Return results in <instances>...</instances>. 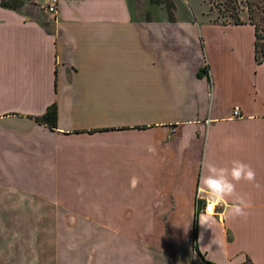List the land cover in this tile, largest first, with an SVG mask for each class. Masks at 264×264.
<instances>
[{
  "label": "crops",
  "instance_id": "0c3cea01",
  "mask_svg": "<svg viewBox=\"0 0 264 264\" xmlns=\"http://www.w3.org/2000/svg\"><path fill=\"white\" fill-rule=\"evenodd\" d=\"M22 1L0 6V264H190L195 218L203 259L264 264L254 27L147 18L137 0ZM233 161L254 180L201 224V176ZM236 197L246 217L227 215Z\"/></svg>",
  "mask_w": 264,
  "mask_h": 264
},
{
  "label": "rangeland",
  "instance_id": "374dc122",
  "mask_svg": "<svg viewBox=\"0 0 264 264\" xmlns=\"http://www.w3.org/2000/svg\"><path fill=\"white\" fill-rule=\"evenodd\" d=\"M154 1V0H153ZM174 4L175 13L182 16H190L197 23L211 20L215 23L233 22L234 16L239 20L249 21V13L254 16L255 21L264 20V0H171ZM155 4V5H154ZM136 7L143 12L147 18L163 17L169 18L163 5L151 3L149 0H137ZM249 10V11H248ZM161 14V15H160ZM145 16V17H146ZM173 17V16H172Z\"/></svg>",
  "mask_w": 264,
  "mask_h": 264
},
{
  "label": "clouds",
  "instance_id": "9594fccd",
  "mask_svg": "<svg viewBox=\"0 0 264 264\" xmlns=\"http://www.w3.org/2000/svg\"><path fill=\"white\" fill-rule=\"evenodd\" d=\"M183 147H187V145L184 144ZM207 169L208 175L201 176L200 179V191L207 196L206 211L208 212V216H202L201 224L210 221L211 214L216 205L223 203L227 197L234 196L235 184L232 181H240L241 179L253 181L255 178L253 170L240 161H233L231 169L218 168L211 163L207 165ZM229 175L231 179H229ZM250 206V202L245 201L243 197H236L227 215L229 217H246L247 212L245 209Z\"/></svg>",
  "mask_w": 264,
  "mask_h": 264
},
{
  "label": "trees",
  "instance_id": "16d2710c",
  "mask_svg": "<svg viewBox=\"0 0 264 264\" xmlns=\"http://www.w3.org/2000/svg\"><path fill=\"white\" fill-rule=\"evenodd\" d=\"M151 3H156L157 5H163L168 14L170 15L169 18L172 19V13L174 11V4L171 0H149ZM23 4L22 0H0V6L4 8H9V9H17ZM249 11V10H248ZM234 21L230 23H235V24H242V23H250L254 27V57L257 63L264 62V20H261L260 23L259 21L254 20V16L249 13V21L248 22H243L239 20L238 15L234 16ZM220 23H228V22H220ZM208 65L206 64L204 67H202L198 75H206L207 77L209 76L208 73ZM38 119L41 122L46 123L50 128H53L56 126L57 123V108L56 105L53 103L50 106L47 107L46 111L44 114L38 117ZM196 226H197V220L196 218L194 219V225H193V233H192V240H193V246H194V251H196L199 261L202 264H211L203 257L200 255L199 251L197 250V243H196ZM195 264H198L197 262H192ZM242 264H253L250 259L245 258Z\"/></svg>",
  "mask_w": 264,
  "mask_h": 264
},
{
  "label": "built area",
  "instance_id": "2783aa9c",
  "mask_svg": "<svg viewBox=\"0 0 264 264\" xmlns=\"http://www.w3.org/2000/svg\"><path fill=\"white\" fill-rule=\"evenodd\" d=\"M56 7H57V0H50L49 4H48V6H47V11L50 12V13H54V12L56 11ZM232 116H235V117L240 116V109H239L238 107H234V108H233ZM206 205H207V199H205V200L203 201V207H202V209H203V212L208 213V212L206 211ZM214 212H215V207H214V210H213L212 213H214ZM199 260H200V259H199L198 255H197L196 251H195V254H194V260H193L192 262L195 261V262H197L198 264H202V263H200ZM190 264H195V263H190Z\"/></svg>",
  "mask_w": 264,
  "mask_h": 264
}]
</instances>
